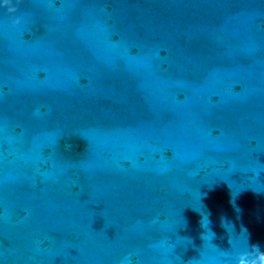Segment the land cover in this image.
Masks as SVG:
<instances>
[{"label": "water", "instance_id": "obj_1", "mask_svg": "<svg viewBox=\"0 0 264 264\" xmlns=\"http://www.w3.org/2000/svg\"><path fill=\"white\" fill-rule=\"evenodd\" d=\"M262 254L264 0H0V264Z\"/></svg>", "mask_w": 264, "mask_h": 264}, {"label": "clouds", "instance_id": "obj_2", "mask_svg": "<svg viewBox=\"0 0 264 264\" xmlns=\"http://www.w3.org/2000/svg\"><path fill=\"white\" fill-rule=\"evenodd\" d=\"M4 7H8V5H4ZM253 246L255 247L256 245L255 244H253ZM259 259V264H264V254H262L261 255V257L260 258H258Z\"/></svg>", "mask_w": 264, "mask_h": 264}]
</instances>
